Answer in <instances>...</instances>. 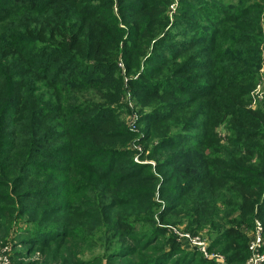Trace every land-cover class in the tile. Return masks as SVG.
Wrapping results in <instances>:
<instances>
[{
    "label": "trees",
    "instance_id": "trees-1",
    "mask_svg": "<svg viewBox=\"0 0 264 264\" xmlns=\"http://www.w3.org/2000/svg\"><path fill=\"white\" fill-rule=\"evenodd\" d=\"M98 1L0 0V244L21 246L12 264H218L154 218L138 233L160 181L161 225L208 229L210 252L245 264L244 230L264 227V102L249 108L264 4L180 0L170 25V0H118L120 21ZM123 77L157 177L112 108ZM95 233L110 253L83 258Z\"/></svg>",
    "mask_w": 264,
    "mask_h": 264
},
{
    "label": "rangeland",
    "instance_id": "rangeland-1",
    "mask_svg": "<svg viewBox=\"0 0 264 264\" xmlns=\"http://www.w3.org/2000/svg\"><path fill=\"white\" fill-rule=\"evenodd\" d=\"M225 1L229 2V0H225ZM257 2L264 4V0H258ZM98 3H104V2L102 0H99ZM112 3L113 4H112L111 12L112 14L114 13V15L118 18V21H120V13H118L119 12L118 11L119 2L118 0H112ZM179 4H180V0H170V3L167 6L166 15L168 17V21L170 25L174 21L175 16H177ZM120 27L124 28V25L120 24ZM263 33H264V30H263ZM260 63L261 64L259 67L258 83L255 89L250 93L251 102H250L249 108L253 110L257 109L264 102V48H263V44L260 46ZM117 68L120 70L121 75H123L125 71V64L122 58L118 60ZM121 87H122V90H119L118 92V93L121 92V94H119L118 102L116 104H112V108L114 109V111H116L115 113L118 115L117 117L118 121L121 124H123L124 127L127 128L129 133H131L133 136L132 141L127 145L128 149L131 151L133 150L135 151L133 160L134 162H136V164L150 165L154 175L157 177L158 173L156 170V166H157L156 159L164 154L158 153L156 157L154 156L151 157L152 155L151 151H152V146L154 145L153 144L154 141H152L151 145L147 149L144 148V143L141 142V139L144 138V134H145V124L144 122H141V118L143 115L142 108H141L142 106H140L138 98H136L133 95V92L130 86L128 85L127 77H123V85H121ZM91 98L93 99L92 101H91ZM91 98H90L91 103L94 102L95 104H100V102H103V99L98 98L97 96H92ZM134 118H136L135 126L134 128H132L130 125H131L132 119ZM216 132L223 138L226 134L223 127H218V130ZM160 187H161V182L158 181V184L155 189L156 191L153 197V201L156 204V206H153V208L155 207L153 209L154 214L152 216L144 215V218L142 217L141 220H138V222H135V228L137 229L138 233L150 227L149 225L145 224V221H148L147 219H149V217H151L152 219L154 218L156 221V226H160L161 228L167 229L168 234H171L175 237V241L180 245L183 251L187 253H199L205 259L207 260L209 259L210 261H214L218 264H228L222 258V255L214 251L212 252L209 251V246L213 238L211 235L208 234V229L199 231L198 234H191L190 232L185 230L184 224L174 226L170 223L169 225H161L159 223V220H158L159 216L156 213L162 212L165 207V202L163 201V199H160V196H159ZM251 230H252L251 228L244 230V232H246L248 237L251 235ZM175 232L180 233V234L187 233L194 237H200L201 242L205 245V250L204 248H202L201 245L200 246L191 245L187 240L182 239L178 235H176ZM8 236H10V238H13L14 234L11 233L10 231ZM11 241L12 240L5 238V245L2 246V244H0V253L2 252L7 253L8 256L10 257V260L12 261L11 259V256L13 254L12 251H14L15 253L18 249H20L21 246H17V250H15V248L13 247V244H11ZM79 247L81 249V252H76V253H85L82 257L86 259H93L97 255H102V253H110L109 251L106 250L105 246L101 243L99 239V234H96V233L90 236L87 242ZM204 253H206L207 256ZM24 254L27 255V258L25 257L24 259V262H27V263H33L35 261H38L40 257L39 252L34 253L30 256H28L27 253H24ZM214 255L220 256L223 259V261L214 258Z\"/></svg>",
    "mask_w": 264,
    "mask_h": 264
},
{
    "label": "built area",
    "instance_id": "built-area-1",
    "mask_svg": "<svg viewBox=\"0 0 264 264\" xmlns=\"http://www.w3.org/2000/svg\"><path fill=\"white\" fill-rule=\"evenodd\" d=\"M136 118L132 119L131 127L134 128ZM180 238L187 240L193 246H202L205 250V245L201 242L200 237H194L190 234H180L175 232ZM264 227L262 222L259 219L254 220L253 229L251 230V235L249 236L248 241V259L245 264H264ZM206 255V253H204ZM207 256V255H206ZM214 258L222 260L223 259L214 255ZM0 264H12L9 257L5 252L0 253Z\"/></svg>",
    "mask_w": 264,
    "mask_h": 264
}]
</instances>
